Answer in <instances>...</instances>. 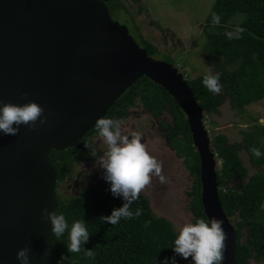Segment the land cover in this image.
Here are the masks:
<instances>
[{
	"label": "water",
	"instance_id": "95a60500",
	"mask_svg": "<svg viewBox=\"0 0 264 264\" xmlns=\"http://www.w3.org/2000/svg\"><path fill=\"white\" fill-rule=\"evenodd\" d=\"M166 89L187 117L200 159L203 211L223 220L222 264H236V229L220 201L216 153L204 109L178 68L153 58L113 18L104 0H0V104L38 103L43 124L0 135V264H57L50 223L40 209L58 211L51 151L77 145L140 78Z\"/></svg>",
	"mask_w": 264,
	"mask_h": 264
},
{
	"label": "trees",
	"instance_id": "16d2710c",
	"mask_svg": "<svg viewBox=\"0 0 264 264\" xmlns=\"http://www.w3.org/2000/svg\"><path fill=\"white\" fill-rule=\"evenodd\" d=\"M104 1L112 17L121 18L120 22L127 24L134 39L150 56H162V60L178 68L173 57L162 54L153 42L137 31L135 18L125 2ZM137 1L134 0L135 3ZM141 9L139 5L137 11ZM212 13L220 20L218 24H213L212 18L206 20L202 56L207 64L215 66L212 73H219L221 93L212 94L202 85L205 74H184L207 115L219 113L224 95H229L234 109L244 113L249 106L264 99V0H215ZM233 18L239 21L229 23ZM236 27L243 29L239 38L228 39L224 33L234 31ZM138 101L154 116H159L163 110L174 116L173 131L166 136L194 175L192 203L195 215L207 220L200 193L199 154L193 144L187 117L171 94L153 80L142 77L116 100L105 117L122 120ZM93 135L95 128L77 145L67 150L51 151L49 160L56 168L58 183L67 177L78 157L91 156L85 143L90 142ZM211 147L221 161L217 179L219 187L225 191L220 190V200L236 227V264H252V261L264 258V125L255 122L251 131L244 132L241 142H228L227 135L220 134ZM243 148L248 152L251 163L259 167L251 174L239 154ZM252 148L259 149L261 156H253ZM230 181L236 183L228 185ZM83 191L84 196L66 197L56 189L58 212L64 215L69 227L74 221H83L89 232L88 241L77 253L67 252V231L62 237H54L53 248L58 259L64 256L60 264H158L162 257L171 256L169 247L174 238V226L167 218L153 213L148 199L141 192L130 205L131 211L139 208L141 214L132 219L122 218L116 225H111L102 223L99 217L119 207L122 200L111 195L108 185L102 188L87 186ZM85 249H91L94 255L85 256ZM178 264H182V260Z\"/></svg>",
	"mask_w": 264,
	"mask_h": 264
},
{
	"label": "rangeland",
	"instance_id": "374dc122",
	"mask_svg": "<svg viewBox=\"0 0 264 264\" xmlns=\"http://www.w3.org/2000/svg\"><path fill=\"white\" fill-rule=\"evenodd\" d=\"M122 1L130 8L137 31L143 38L153 42L162 54L173 57L174 63L185 77L215 72V66L207 64L202 56L205 44L204 26L206 20L212 18L215 0H138L136 3L134 0ZM139 5L142 6L140 12L137 11ZM235 21L239 20L233 18L229 23ZM156 59L162 60L164 57L156 56ZM141 104L144 105L142 102ZM262 120L264 99L249 106L246 112L239 113L232 107L229 95H224L218 114L211 113L205 117L211 142L220 134H226L228 142H241L244 132L251 131L255 122L260 123ZM121 121L124 129L136 132L141 137L146 134L147 140L144 143L146 150L160 164V176L163 177V181L154 176L141 191L147 197L153 213L170 220L174 228L179 227L189 214L197 218L191 204L194 197V175L184 157L166 136L173 131L174 116L163 110L155 117L138 106ZM95 147L99 155L101 151L99 141H96ZM239 154L249 174L259 168L251 163L250 156L244 148ZM94 159L92 156L82 155L72 163L69 173H73V176L69 175L68 185L63 184L60 187L63 196L73 197L74 194H81L83 186L97 185V180H102L99 181L98 187H103L101 183L105 184V181L101 177V170L93 167ZM235 183L236 181L229 182L230 185ZM251 263L264 264V258L261 257ZM182 264L186 262L182 260Z\"/></svg>",
	"mask_w": 264,
	"mask_h": 264
},
{
	"label": "clouds",
	"instance_id": "9594fccd",
	"mask_svg": "<svg viewBox=\"0 0 264 264\" xmlns=\"http://www.w3.org/2000/svg\"><path fill=\"white\" fill-rule=\"evenodd\" d=\"M219 20V16L213 13L212 23L218 24ZM242 31V28L236 27L234 31H227L224 35L228 39H238ZM201 83L210 93H221L222 86L219 83V73L205 74ZM138 106H141L145 112L149 113L138 101L129 108V114L134 107ZM42 112L43 108L34 101H28L23 104L10 102L0 104V135H16L21 125L32 128L36 126L38 120L39 123L43 124L45 117ZM204 114L206 117L205 111ZM260 123L264 124V120L260 121ZM94 128L95 135L90 142L85 143V147L89 150L90 155L95 158L93 167L101 170V177L107 183L111 195L122 200L119 207H114L108 215H101L99 220L102 223L107 222L111 225H116L122 218L132 219L141 214L139 208L135 212L131 211L130 205L137 200L138 194L150 183L152 177H158L163 181V177L160 176L161 168L158 161L146 150V145L141 142V136L136 132L124 129L120 119L105 116L98 117L94 122ZM96 141H99L101 145L99 155L95 147ZM250 151L255 157L261 156V152L257 148H252ZM216 160L218 174L221 161L217 158V154ZM228 185H230L229 182ZM218 189L220 196V190L225 191V189L219 187V182ZM191 204L194 211V205L193 203ZM40 214L41 219L50 223V231L53 236L62 237L67 231V243L65 245L67 252L77 253L81 251L82 244L89 239V232L83 221H74L69 227L64 215L56 209L41 208ZM222 224L223 220L217 217H210L204 220L194 218L189 214L179 227L174 228V238L171 242V247H169L172 251L171 256L162 257L158 264H178L179 260H184L186 264H222L225 248L224 241L226 239ZM29 252L30 248L28 245L17 249L15 256L18 264H30ZM84 254L87 257L94 255L91 249H85ZM63 258L64 256L61 255L57 264H60V260Z\"/></svg>",
	"mask_w": 264,
	"mask_h": 264
},
{
	"label": "flooded vegetation",
	"instance_id": "af4514ba",
	"mask_svg": "<svg viewBox=\"0 0 264 264\" xmlns=\"http://www.w3.org/2000/svg\"><path fill=\"white\" fill-rule=\"evenodd\" d=\"M147 140V137H146V134L145 135H143L142 137H141V142L142 143H145V141ZM88 159V158H87ZM81 172H83V170L81 171ZM83 174H85V173H83ZM69 175H72L73 176V173H69L68 175H67V177L64 179V180H60L59 181V183H58V186H57V190H58V192L60 193V194H62L61 193V189H60V187L63 185V184H65V185H68L69 184V180H70V176ZM86 176V175H85ZM100 180H97L96 182H97V185H85V186H83L82 187V193L81 194H74L73 196H84L85 194H84V191H83V188L84 187H87V186H100L99 184H100V182L102 181H100ZM101 185L102 186H105V185H107V183L105 182V184H103V183H101Z\"/></svg>",
	"mask_w": 264,
	"mask_h": 264
}]
</instances>
